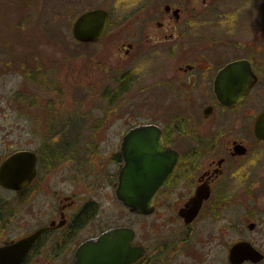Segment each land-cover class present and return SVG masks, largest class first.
I'll list each match as a JSON object with an SVG mask.
<instances>
[{
  "label": "flooded vegetation",
  "instance_id": "1",
  "mask_svg": "<svg viewBox=\"0 0 264 264\" xmlns=\"http://www.w3.org/2000/svg\"><path fill=\"white\" fill-rule=\"evenodd\" d=\"M134 3L129 1L122 16L124 26L110 27L106 9L102 37L110 34L120 65L128 63L125 70L114 65L120 75L103 68L107 73L94 92L108 106L96 104L102 112L93 118L77 108L87 124L67 119L47 125L37 148L3 153L0 142V166L21 149L35 155L28 185L13 189L0 183V247L46 226L19 264H42L45 257L46 264H75L80 244L126 227L134 231L131 245L142 248L130 264H262L264 234L255 230L264 228V139L256 136L255 123L264 111V0ZM198 26L204 37L196 36ZM148 61L156 64L146 68L152 75L145 77L155 78L143 81L140 90H153L159 101L153 109L143 108L138 120L120 104L134 83L142 82L137 69ZM10 66L0 62V77L5 70L18 72ZM148 125L156 129L159 139L151 141L162 145L161 161L166 160L152 167L171 170L156 189L151 210L137 213L116 190L125 164L123 146L133 131ZM68 167L74 190L52 188L51 173ZM103 180L120 205L138 217L139 234L131 224L99 220ZM79 183L86 189L75 186ZM4 191L12 194L10 200ZM21 191L28 194L31 215L47 220L22 236L3 233L8 224H19ZM91 225V233L81 235Z\"/></svg>",
  "mask_w": 264,
  "mask_h": 264
},
{
  "label": "rangeland",
  "instance_id": "2",
  "mask_svg": "<svg viewBox=\"0 0 264 264\" xmlns=\"http://www.w3.org/2000/svg\"><path fill=\"white\" fill-rule=\"evenodd\" d=\"M129 1L0 0V62L7 60L13 65L10 67L18 70H5L0 77V142L3 153L17 148H37L44 138L47 125L66 122L67 119L87 124L88 120L84 116L93 118L102 112L95 108L96 104L100 107L108 106L94 92L101 84L100 78L107 73L106 69L115 73L112 70L114 65L125 70L128 63L122 61L120 65L110 34L94 42H80L74 39L71 27L79 13L94 7L110 11V27H115L117 23L124 26L122 16L128 9ZM137 1L131 0V5ZM204 32L198 26L196 36L204 37ZM146 64L137 69L142 82L137 80L132 93L120 104V107L130 109L127 111L138 120L144 118L143 108L148 106L153 109L159 101L153 90H148L146 94L140 90L143 81L155 78V75L151 78L145 76L152 75L146 72V68L156 63L148 61ZM119 73L116 71L115 74ZM80 107L87 110L84 116L77 109ZM124 110L121 109V112ZM86 161L94 164L92 159ZM49 179L52 188L68 192L74 190L67 180L71 179L69 167L58 168ZM75 186L86 189L85 184ZM3 194L6 200L12 197L10 192L4 191ZM98 195L102 204L98 214L101 222L110 220L112 224H131L140 233L138 217L131 216L120 205L105 180L101 181ZM18 199L19 224H8L3 233L22 236L39 225V221H46L47 217L43 218L38 213L31 215L27 192L21 191ZM43 199L42 194L36 200L40 204ZM51 204L52 207L56 204L54 198H51ZM92 228L91 225L81 235L90 234ZM255 233L264 234V228H257ZM46 261L45 257L42 264H46Z\"/></svg>",
  "mask_w": 264,
  "mask_h": 264
},
{
  "label": "water",
  "instance_id": "3",
  "mask_svg": "<svg viewBox=\"0 0 264 264\" xmlns=\"http://www.w3.org/2000/svg\"><path fill=\"white\" fill-rule=\"evenodd\" d=\"M107 20L108 11L104 8L94 7L84 10L72 22V35L80 42H94L103 35ZM255 134L264 139V111L257 117ZM127 139L130 140L123 146L125 164L119 176L116 196L133 212H149L156 189L171 169L169 167L155 170L156 166L152 167L156 162L166 161L165 158L161 161V155L164 154L162 145L151 141L159 139L156 129L150 125L144 126L140 130L133 131ZM34 174V153L21 149L2 162L0 183L8 188H22L28 185ZM145 186L147 189L143 190ZM46 229V226L39 227L16 241L1 246L0 264H19L31 244ZM133 237V229L126 227L103 232L94 240H87L78 246L75 264H94L96 260L106 264H130L142 253L140 246L131 245Z\"/></svg>",
  "mask_w": 264,
  "mask_h": 264
},
{
  "label": "trees",
  "instance_id": "4",
  "mask_svg": "<svg viewBox=\"0 0 264 264\" xmlns=\"http://www.w3.org/2000/svg\"><path fill=\"white\" fill-rule=\"evenodd\" d=\"M86 210V209H85Z\"/></svg>",
  "mask_w": 264,
  "mask_h": 264
}]
</instances>
